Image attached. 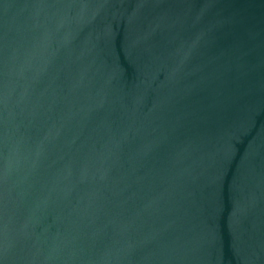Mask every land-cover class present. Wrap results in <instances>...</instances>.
I'll return each instance as SVG.
<instances>
[{"label":"water","instance_id":"1","mask_svg":"<svg viewBox=\"0 0 264 264\" xmlns=\"http://www.w3.org/2000/svg\"><path fill=\"white\" fill-rule=\"evenodd\" d=\"M0 264H264V0H0Z\"/></svg>","mask_w":264,"mask_h":264}]
</instances>
